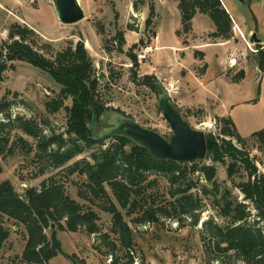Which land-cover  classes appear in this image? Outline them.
Wrapping results in <instances>:
<instances>
[{
	"label": "trees",
	"instance_id": "1",
	"mask_svg": "<svg viewBox=\"0 0 264 264\" xmlns=\"http://www.w3.org/2000/svg\"><path fill=\"white\" fill-rule=\"evenodd\" d=\"M177 2L182 27L177 35L191 31L192 18L199 12L213 22L212 37L232 36V20L220 0ZM133 6L137 10L138 2ZM153 9L150 3L146 26L151 24ZM35 37L32 29L15 22L10 24L7 38L0 41V80L8 62L12 67L14 61H23L49 74L60 86L45 97L42 110H33L19 92L7 90L0 99V160L22 156L34 177L47 174L39 186L25 187L22 193L9 180L0 182V244L9 237L7 222L21 228L23 241L21 251L10 257L9 264H51L50 260L61 253L56 230H83L94 236L93 248L100 256H109L110 264H133L134 231L139 226H163L164 221L173 220L178 227H196L207 210L211 214L198 229L204 264H264V162L259 171L248 152L232 143V139L238 144L245 140L230 116L214 117L223 136L219 145L211 133L205 134L209 164L157 159L138 145L126 150L130 139L124 136L98 140L90 129L87 136V121L93 114L97 121L107 107L100 99L98 77L86 48L77 42L46 56L43 48L50 45L44 43L37 49ZM113 40L120 51L123 34L118 32ZM127 56L132 66L138 67L136 53L128 51ZM253 60L264 74L262 45H258ZM238 73L231 82L240 81L243 70ZM132 80L136 83V71ZM142 83L156 84L165 91L154 75H145ZM17 104L28 112L13 113ZM62 110L67 120L59 130L50 115ZM250 136L257 138L264 151V129ZM90 149L89 159L73 160ZM226 161L227 179L242 193V200L226 181L216 177L214 163L225 165ZM237 172L239 181L234 178ZM69 183L80 201L69 195ZM97 211L109 214L108 229L101 227ZM52 223L54 229L50 228Z\"/></svg>",
	"mask_w": 264,
	"mask_h": 264
},
{
	"label": "rangeland",
	"instance_id": "2",
	"mask_svg": "<svg viewBox=\"0 0 264 264\" xmlns=\"http://www.w3.org/2000/svg\"><path fill=\"white\" fill-rule=\"evenodd\" d=\"M135 1L138 2L137 10L133 6ZM231 1L236 7H239L238 14L241 12L248 24L254 27L257 35L264 38V0ZM78 2L84 17L76 23L64 24L57 17L52 0H0V41L7 38L10 24L18 22L34 31L37 49L40 48L39 45H44V43L50 45V48H43L46 56H50L69 45H75L77 42L83 43L90 56L95 75L98 77L100 99L106 103L107 107L95 122V132L101 134L115 125L114 121L117 117H126L135 120L144 127L157 131L168 139L171 130L158 108L159 99L165 91L161 92L156 84L148 86L142 81L145 75H154L151 69L152 64L159 65L156 70L173 73L174 77H179L182 72L181 69L172 67V63L177 65V57L171 50L155 52L159 56L156 54L157 58L154 59L151 56V44L155 37L153 34L156 28L158 26L167 28L168 25L172 26L180 20L177 16L179 10L174 5V0H166V4L163 6L158 4L157 0H78ZM175 2L178 3L177 0ZM150 3L153 4L154 15L151 24L146 26L145 21L149 15ZM180 29H182L181 26ZM177 31L175 34L182 43L197 42V37L192 35V25L191 31L188 33L181 32L180 35H177ZM118 32H121L124 37V44L120 51L117 41L113 40V36ZM210 33H206L203 40H215L216 38L212 37ZM161 39L167 44H171L173 38L167 32ZM135 44L136 46L133 48ZM245 44V61L253 62L258 45L262 44L250 42L248 39H246ZM105 47L109 50L107 51ZM143 49L146 52L142 51ZM128 51L136 53L138 67L132 66V61L127 56ZM141 52L146 55L145 58L139 57ZM199 53L202 52L196 48L193 50L195 59L202 58ZM237 60L234 68H227L224 72L228 80L239 77L238 72L242 69L240 54ZM184 63L187 64L188 61L185 60ZM230 63H235V60H231ZM205 64L202 62L194 65L192 67L194 73L201 74L205 69ZM6 65L7 68L1 72L0 99L7 90L19 92L30 102L33 110H42V101L45 97L52 95L51 91L57 92L60 88L49 74L26 62L14 61L12 67L9 66V62ZM211 69H214V66ZM133 71H136V83L132 80ZM246 72L247 74L243 71V77L240 78L239 90L237 91L235 88L237 101L244 103V101H252L254 98H259V101L257 104L241 105L236 110L235 117L246 121L239 125V129H236L244 137L245 143L238 144L234 139L231 141L236 147L247 151L249 157L254 159L258 170L261 171L263 170L264 151L260 150L257 138L250 135L264 129V126L259 124L261 120L264 121V74L259 71L255 76V72L251 68H248ZM260 77H262L261 82ZM156 79L164 88L163 80ZM151 82L155 83V80L152 79ZM168 83H170L171 89L177 88V83ZM186 89H182V92L185 91L187 94L186 101L192 106L190 108H177L191 127L202 130L205 134L211 133L219 145L220 138L223 136L219 135L214 117L228 116L227 111L220 103L221 105L218 106L220 114L215 115L213 113L215 106L213 101L217 100L216 98L212 102H207L205 107L199 105L206 95V88H198L194 91ZM219 93L223 99L224 92L219 91ZM172 96L174 95L172 94ZM172 102L176 105V99H173ZM66 103L70 104L71 102L69 100ZM12 112L27 113L28 111L17 104ZM50 120L61 130L66 125V113L62 110L55 115H50ZM91 124L92 120L89 119L86 124L87 136ZM226 139L229 138L226 137ZM137 145L134 141L129 140L125 149L129 150ZM93 149L85 150L73 160L82 157L89 159ZM201 162L209 164L211 161L204 158ZM0 163L2 166L0 182L9 180L19 193H22L25 187L39 186L40 181L47 176L44 174L34 177L32 168L28 166L27 160L22 156H15L4 161L0 160ZM227 163L228 161L225 162V165L219 162L214 163L217 170L216 177L220 181H226V185L238 196L239 200H242V193L233 188L227 179ZM237 174L238 172L234 178L239 181L241 178L236 176ZM20 177L25 180L22 181ZM73 179H78V177L74 176ZM66 187L69 195L80 201L76 196V188L70 183ZM250 207L254 213L251 204ZM97 213L100 216L99 223L103 230L108 229L110 225L109 214L101 211H97ZM210 214V210L203 212L201 221L196 227H178V224L173 220L164 221L163 226L156 224L139 226L134 231L133 255L135 261L133 264H204L198 229L202 220ZM5 225L9 228L10 233L8 239L0 244V264H9L10 257L21 251L23 242L21 228L17 230V227L11 225L10 222ZM56 236L61 243V253L50 260L51 264H110L109 256H100L93 248L94 236L92 234H87L83 230L77 232L56 230Z\"/></svg>",
	"mask_w": 264,
	"mask_h": 264
},
{
	"label": "crops",
	"instance_id": "3",
	"mask_svg": "<svg viewBox=\"0 0 264 264\" xmlns=\"http://www.w3.org/2000/svg\"><path fill=\"white\" fill-rule=\"evenodd\" d=\"M220 1L229 13L233 24L232 36L229 39L216 38L215 40H203V36H205L206 33L213 32L215 30V26L207 15L199 12L196 13L192 18V35L197 37V42L195 43H182L179 37L176 36L175 31L179 30L181 26L180 20L179 22L176 21L172 26L168 25L167 28H165V26H158L155 30V37L153 38L151 44L152 58H157L156 56L158 54L155 52L169 49L177 57V65L172 63V67H177L178 69H181L182 72L179 77H174L173 73H165L163 71L160 72L159 70H156L159 65L152 64L151 69L154 73V76H157L156 78H158L159 80H163V85L165 86L164 90L167 91L169 98L171 97L170 99L172 100L176 99L175 103L177 107L190 108L192 106V104L187 103V94L185 93V91L182 92V89L187 88L186 90L192 89L191 91H194L198 88H206V95L205 97H203L199 105L205 107L207 102H212L214 98H216L217 100L213 101L215 103L213 113L215 115H219L220 112L218 110V106L222 104L223 108H225V111H227V115L231 117L236 129H239V125H241V123H245L246 121L243 119L239 120L235 117L236 110L241 105H248L249 103L257 104L259 98H254L256 99L255 102L246 100V102L244 101V103H239V101H237L236 90H239L238 86L241 84V81L231 82L227 79L224 72L227 68H234L233 66H235L238 62L237 57L240 54L242 63L241 68L244 73L247 74L246 70L248 68H251L255 72L256 76L259 70L255 66V64L253 62L248 63L245 61V42L246 39L249 40L251 35L255 33L256 36L261 40L259 44H262V46L264 47V38H260V36L257 35L254 27L248 24L247 20L244 18L241 12L238 14V11H240L239 7H236L231 0ZM157 3L163 6L164 4H166V0H157ZM174 5H176L177 8L175 0ZM233 10L235 13L233 12ZM177 16L178 18H180L179 11ZM167 32L170 33L173 38L171 44H167L163 39H161L162 37L164 38V35ZM195 48L203 54L202 58L199 60L195 59L193 56V50ZM185 60L188 61L187 64L184 63ZM231 60H235V63L229 64ZM202 62L206 63L205 69L201 74L197 75L194 73L192 67ZM213 66L214 69H211ZM259 80L261 82L262 77H260ZM167 81L173 84L177 83V88L171 89L169 87L170 83H168ZM219 91L224 92L223 99ZM172 94L174 96H172ZM261 121L259 123L260 126H264V121Z\"/></svg>",
	"mask_w": 264,
	"mask_h": 264
},
{
	"label": "water",
	"instance_id": "4",
	"mask_svg": "<svg viewBox=\"0 0 264 264\" xmlns=\"http://www.w3.org/2000/svg\"><path fill=\"white\" fill-rule=\"evenodd\" d=\"M52 2L57 17L64 24L76 23L84 17L78 0H52ZM249 41L256 44L261 42L255 33L251 35ZM158 108L171 130L168 139L157 131L126 117H117L114 126L97 134L94 130L96 115L93 114L90 131L98 140H106L113 136L129 138L157 159L172 160L178 163L203 161L206 153L205 133L191 127L179 108L171 101L167 91L159 99ZM54 226L52 223L50 228L53 229Z\"/></svg>",
	"mask_w": 264,
	"mask_h": 264
},
{
	"label": "built area",
	"instance_id": "5",
	"mask_svg": "<svg viewBox=\"0 0 264 264\" xmlns=\"http://www.w3.org/2000/svg\"><path fill=\"white\" fill-rule=\"evenodd\" d=\"M235 27H236V25H235ZM147 48V47H146ZM148 50V49H147ZM142 51H144V52H146V50L145 49H143ZM142 54L139 56L140 58H145L146 57V55L143 53V52H141ZM110 261V260H109Z\"/></svg>",
	"mask_w": 264,
	"mask_h": 264
}]
</instances>
